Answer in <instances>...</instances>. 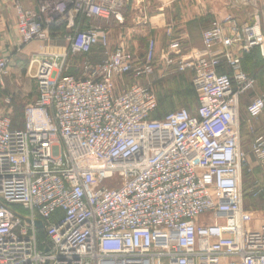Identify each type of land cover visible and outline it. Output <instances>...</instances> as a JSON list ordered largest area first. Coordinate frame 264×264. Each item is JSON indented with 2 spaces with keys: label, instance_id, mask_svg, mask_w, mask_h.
<instances>
[{
  "label": "built area",
  "instance_id": "obj_1",
  "mask_svg": "<svg viewBox=\"0 0 264 264\" xmlns=\"http://www.w3.org/2000/svg\"><path fill=\"white\" fill-rule=\"evenodd\" d=\"M124 1L11 0L18 48L59 35L67 45L42 54L22 127L0 109V264H264V219L253 224L243 190L244 172H264V135L245 151L240 121L256 83L243 56L257 48L264 60L260 24L214 19L187 55L167 29L160 76L191 72L197 105L152 118L154 38L141 56L109 49ZM7 64L0 55V85ZM263 111L264 91L247 121ZM249 192L264 195V178Z\"/></svg>",
  "mask_w": 264,
  "mask_h": 264
},
{
  "label": "crops",
  "instance_id": "obj_2",
  "mask_svg": "<svg viewBox=\"0 0 264 264\" xmlns=\"http://www.w3.org/2000/svg\"><path fill=\"white\" fill-rule=\"evenodd\" d=\"M22 2L24 7H31L35 0ZM226 16H230L238 24L257 21L264 32V0H259L257 9L252 5H234L230 0H125L120 10V20H113L108 26L109 49H114L123 42L136 55L141 56L147 40L154 38L156 57L152 79L155 82L161 79L164 65L159 56L169 37L179 39L182 55L193 51L200 53L203 51V30L212 20H222ZM167 29L171 32L169 37L166 34ZM37 43L45 45L42 46L45 52L60 48H52L46 43L35 41L18 48L16 16L11 0H0V55H5L8 62H11L16 54L20 59L33 53L37 50ZM89 58L99 61L103 58V53L97 48L89 54ZM243 69L256 76L254 89L241 97V144L243 149L249 152L254 137L264 135V111L249 122L245 113L247 103L264 91V62L252 52L251 56L244 60ZM1 87L0 85V89ZM254 174L253 178H262V174L264 176V172L259 168L254 169Z\"/></svg>",
  "mask_w": 264,
  "mask_h": 264
},
{
  "label": "rangeland",
  "instance_id": "obj_3",
  "mask_svg": "<svg viewBox=\"0 0 264 264\" xmlns=\"http://www.w3.org/2000/svg\"><path fill=\"white\" fill-rule=\"evenodd\" d=\"M54 42L48 44L51 46L65 47L67 45L62 35L54 38ZM43 44V43H42ZM37 43V50L30 55L19 59V55L13 56V60L8 62L7 74L3 77L2 87L0 89V109L9 112L12 120H19V116L26 104L36 99L34 74L37 64L45 52L41 45ZM49 51V50H48ZM81 57H75L73 61H80ZM69 72H75L74 69ZM154 89L159 97L158 110L156 116L166 112H171L179 108H191L196 106V96L191 85L190 76H180L178 74L167 75L154 83ZM241 121V118H240ZM264 178L263 174L261 175ZM249 178V177H248ZM248 178H245L244 181ZM252 181L251 178L248 182ZM247 185V184H246ZM244 210L247 215L254 219L255 225L264 219V198L244 197ZM250 213L252 215H250ZM207 215L204 214L200 220L205 222Z\"/></svg>",
  "mask_w": 264,
  "mask_h": 264
},
{
  "label": "trees",
  "instance_id": "obj_4",
  "mask_svg": "<svg viewBox=\"0 0 264 264\" xmlns=\"http://www.w3.org/2000/svg\"><path fill=\"white\" fill-rule=\"evenodd\" d=\"M61 31H63V29H61ZM253 53H256V55L258 56V58L261 60V61H263L264 62V60L261 58V56L259 55V52H258V50H257V48H255V49H253V51H252ZM252 52H250V53H248V54H245L244 56H243V59H242V66H243V62H244V60L247 58V57H250L251 56V53ZM255 55V54H254ZM220 72H224L225 71V68H220V70H219ZM189 74H188V73ZM246 72H248V71H246ZM248 73H252V72H248ZM176 74H178V75H180V76H190V78H191V85H192V87H193V84H192V74H191V72H189V71H186V74H185V72H182V73H176ZM255 78H256V76H255ZM156 82V81H155ZM154 82V83H155ZM193 90H194V87H193ZM194 92H195V90H194ZM156 96H157V102L159 103V97H158V94L156 93ZM195 96H196V94H195ZM196 105H197V101H196ZM158 107L159 106H157V109L154 111V113L152 114V118H161V117H163L165 114H167V113H169V112H166V113H164V114H162V115H158V116H156V112H157V110H158ZM195 108H196V106L193 108V109H191V108H186V109H188L191 113H194L195 112ZM23 126V111L21 112V115L19 116V120H17V119H13L12 120V127H22ZM241 137H242V122H241ZM255 174H254V172L253 173H246V172H244V174H243V190H244V197L245 198H248V197H253V196H251V194H250V192H249V187H250V185L252 184V181H251V183H250V180H249V182H248V179L249 178H253V176H254ZM249 177V178H248ZM245 178H248L247 179V181L245 180L244 181V179ZM247 184V185H246ZM262 198H264V195H260ZM260 196H258V197H260ZM253 198H256V197H253Z\"/></svg>",
  "mask_w": 264,
  "mask_h": 264
},
{
  "label": "water",
  "instance_id": "obj_5",
  "mask_svg": "<svg viewBox=\"0 0 264 264\" xmlns=\"http://www.w3.org/2000/svg\"><path fill=\"white\" fill-rule=\"evenodd\" d=\"M36 225L41 227V225H42L41 221H36Z\"/></svg>",
  "mask_w": 264,
  "mask_h": 264
}]
</instances>
